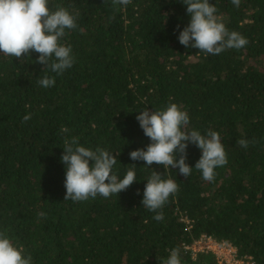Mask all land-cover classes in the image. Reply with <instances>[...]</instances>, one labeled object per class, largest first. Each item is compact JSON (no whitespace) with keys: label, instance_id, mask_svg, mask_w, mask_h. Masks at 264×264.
I'll return each mask as SVG.
<instances>
[{"label":"trees","instance_id":"1","mask_svg":"<svg viewBox=\"0 0 264 264\" xmlns=\"http://www.w3.org/2000/svg\"><path fill=\"white\" fill-rule=\"evenodd\" d=\"M209 2L229 31L248 39L245 48L211 55L181 45L190 22L182 0H49L51 10L61 5L77 17L61 40L72 47L73 66L56 75L43 71L35 52L23 63L0 54V231L32 264H163L175 247L182 264H217L184 250L202 235L264 264V0H241L239 8ZM45 74L55 77L53 87L37 83ZM169 103L188 113L187 131L220 134L228 163L213 181L195 169L202 153L192 144L187 178L130 159L151 143L139 111ZM73 137L113 152L119 179L134 164L136 181L109 198L64 201L61 157ZM242 138L254 143L242 148ZM153 170L179 186L160 222L141 203Z\"/></svg>","mask_w":264,"mask_h":264},{"label":"clouds","instance_id":"2","mask_svg":"<svg viewBox=\"0 0 264 264\" xmlns=\"http://www.w3.org/2000/svg\"><path fill=\"white\" fill-rule=\"evenodd\" d=\"M112 3L113 6H127L132 0H112ZM182 3L186 6L190 22L179 33L181 45L211 55H219L227 49L240 50L248 45L247 38L227 29L216 15V6L210 4L209 0H182ZM231 3L239 8L241 0H231ZM77 27L75 15L61 5L51 10L49 0H0V54L14 57L23 63L24 57H30L35 52L39 54L36 63L45 66L43 71L62 75L73 66L72 47L61 43V40L66 30ZM37 83L50 88L56 80L54 76L45 74ZM30 119L31 114L25 115L23 122ZM136 119L151 143L146 149L130 152L132 161H143L147 166L162 165L166 171L178 169L187 178L193 168L186 163V150L192 144L202 153L195 169L209 182L215 179V169L228 163L220 134L212 130H208L206 135L196 130L187 131L189 115L175 103L154 111L144 108L139 111ZM67 131V128H61L62 133ZM250 143L254 141L243 138L237 141L245 149ZM63 150L61 161L66 165L64 201H87L98 195L109 198L126 191L136 181L134 164L128 166L123 179L118 178L113 172L117 158L105 148L96 147L92 150L80 146L79 138L73 137L64 140ZM178 192L179 186L175 180L165 179L153 170L147 179L141 203L150 212L156 213L153 219L160 222L164 220L162 209L169 198ZM38 215L44 217L45 213ZM180 252L179 247L171 249L163 264H182ZM0 264H32L31 255L25 254L23 246L13 244L7 230L0 231Z\"/></svg>","mask_w":264,"mask_h":264},{"label":"built area","instance_id":"3","mask_svg":"<svg viewBox=\"0 0 264 264\" xmlns=\"http://www.w3.org/2000/svg\"><path fill=\"white\" fill-rule=\"evenodd\" d=\"M188 223V222H187ZM184 250L194 259L198 254H210L217 264H252L251 259L239 256L234 246L224 241H217L212 236L202 235Z\"/></svg>","mask_w":264,"mask_h":264}]
</instances>
